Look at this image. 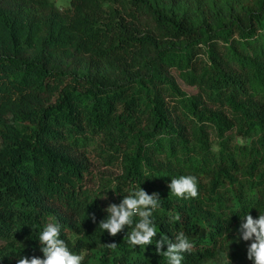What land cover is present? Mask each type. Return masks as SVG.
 Returning a JSON list of instances; mask_svg holds the SVG:
<instances>
[{
  "label": "trees",
  "instance_id": "16d2710c",
  "mask_svg": "<svg viewBox=\"0 0 264 264\" xmlns=\"http://www.w3.org/2000/svg\"><path fill=\"white\" fill-rule=\"evenodd\" d=\"M181 175L197 198L170 193ZM139 187L159 194L157 239L194 244L182 264H253L240 224L264 213V0H0V264L42 258L47 223L83 264H167L155 239L98 227Z\"/></svg>",
  "mask_w": 264,
  "mask_h": 264
},
{
  "label": "clouds",
  "instance_id": "9594fccd",
  "mask_svg": "<svg viewBox=\"0 0 264 264\" xmlns=\"http://www.w3.org/2000/svg\"><path fill=\"white\" fill-rule=\"evenodd\" d=\"M170 193L180 199H195L199 196L198 180L194 175H181L172 178ZM106 199V196H103ZM160 207L159 194H148L142 187L134 188L125 195L119 204L111 203L106 208L107 218L99 222L98 227L110 236H117L126 227L127 243L132 247H147L155 239L156 254L167 258V264H182L184 253H190L194 244L184 232H179L173 242L167 236L157 239V228L152 219L153 212ZM138 217V221L134 218ZM95 222V217H92ZM175 220H179L177 215ZM61 226L58 223H47L39 234L40 251L43 257L21 255L16 264H83L85 253L72 252L60 236ZM241 238L252 241L247 248V259L253 264H264V213L254 218L248 213L240 224ZM166 246V250L165 249ZM114 249L116 243L106 244Z\"/></svg>",
  "mask_w": 264,
  "mask_h": 264
},
{
  "label": "rangeland",
  "instance_id": "374dc122",
  "mask_svg": "<svg viewBox=\"0 0 264 264\" xmlns=\"http://www.w3.org/2000/svg\"><path fill=\"white\" fill-rule=\"evenodd\" d=\"M52 1L54 5L62 11H65L71 7V0H52ZM179 84L183 88V90L187 92L189 95L198 94V89L196 87H190L181 80H179ZM109 176H112V174L106 170H102L101 174H98L96 172L95 174L96 180L90 184L99 185L100 183H102V180L105 181V179Z\"/></svg>",
  "mask_w": 264,
  "mask_h": 264
}]
</instances>
